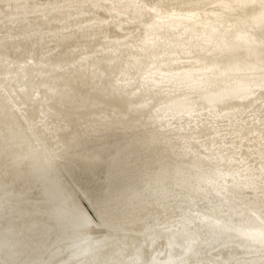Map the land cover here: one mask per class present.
<instances>
[{"label":"rangeland","instance_id":"374dc122","mask_svg":"<svg viewBox=\"0 0 264 264\" xmlns=\"http://www.w3.org/2000/svg\"><path fill=\"white\" fill-rule=\"evenodd\" d=\"M82 7L76 10L85 13L80 21L70 23L56 17L50 20L48 29L36 24L39 21L37 16L28 18L27 22H31V38L35 39L36 30L52 32L93 27L99 35L94 38L97 42L94 40L95 44L89 46L94 47L76 51L66 47L41 50L43 59L40 57L31 61L33 66L51 61L53 67L60 65L73 82L78 78L82 82L95 83L99 80L96 72L102 66H112L122 59V56L106 54L101 47H108V44L131 45L139 37L150 40L160 34L176 32L191 19L188 15L164 16L149 23V17L145 18L143 13H139L132 0H93ZM15 12L12 7L6 12L0 11V21ZM47 19L40 18L42 22ZM19 21L14 20L16 24ZM192 28L175 34L174 41L163 43V48L152 56L137 55L127 64L126 70L128 68L131 72L138 68L146 69L144 83L151 84L152 89L165 87L201 92L203 98L175 95L166 106L164 115L169 118L168 123L159 126L134 127L126 125L120 118L108 128L99 126L94 129L88 126L90 132L76 125L69 128L71 137L54 144L46 139V134L52 129L45 131L43 126L53 121L56 123L57 117L66 120L62 108L74 103L59 102L55 105L56 97L53 95L34 99L28 86L26 96H17L9 81L0 75V108L11 109V117L18 118L24 124V134L29 140V149L20 153L14 145L18 138L16 132L5 129L9 123L0 117V161L3 162H0V189L4 191L3 200L28 209H31V205L44 206L50 215L56 216L67 214L65 203L68 207L69 202L73 203L80 208L82 215L96 225L108 224L111 234L106 237V242L117 233H125L120 232L119 227L129 228V225L122 222L120 214L130 212L139 203L142 208H146L153 200L158 208H171L173 194L168 185L172 175L166 170L148 169L129 176L121 175L122 160L135 142L167 131L195 136L224 132L238 137L240 134L263 131L264 107L252 109L242 106L243 100L251 93L239 96L243 88L233 87L236 72L230 67L227 54L215 41V32L208 31L206 27ZM107 32L111 39H106ZM2 45L4 42L0 41V48ZM35 45L37 47V44L31 43V49H35ZM45 52L50 53L45 55ZM144 57L146 61H142ZM21 61L27 62L25 59ZM80 68H83V73L78 71ZM94 76L95 79H92ZM27 97H31L28 102ZM50 106L55 111L48 114ZM215 113L225 119H214ZM47 126L51 128V125ZM72 158L75 164H86L89 169L95 167L99 170L93 182L97 187L96 192L86 187L70 166ZM254 162L259 164L258 159H254ZM244 180L248 186L240 193L242 195L232 194L236 192L232 188L224 189L222 184L213 186L200 193L194 202L196 210L178 212L179 217L175 220L160 217L156 221L146 220L145 225L141 226V229H145L128 235L129 243L119 242L115 251L110 243L104 242L99 249L75 253L66 264H92L99 258H102L103 264H264V201L253 197L256 190L251 186L252 179L244 177ZM19 215L20 218L13 221L18 232L24 235L25 229L34 228L35 219ZM52 219L42 218L37 223L50 224L48 221ZM55 230V227H48L39 239L31 234L38 264H49L52 258L51 254L38 247L51 245ZM5 248V245L0 244V264H10L1 260ZM114 253L123 258L116 259Z\"/></svg>","mask_w":264,"mask_h":264},{"label":"bare ground","instance_id":"6f19581e","mask_svg":"<svg viewBox=\"0 0 264 264\" xmlns=\"http://www.w3.org/2000/svg\"><path fill=\"white\" fill-rule=\"evenodd\" d=\"M90 1L93 0H3L0 3V11L6 12L10 7L16 11L0 21V41L4 42L0 48L3 49L0 52V75L9 81L17 96L25 95L28 86L34 99L53 95L56 97V101L53 99L55 105L59 102L74 103L62 108L66 120H59L57 117L56 123L53 121L44 124L45 131L52 129V132L46 134L48 141L54 144L64 142L63 140L71 137L69 128L76 125L90 132L88 126L94 129L99 126L108 128L119 118L126 125L134 127L159 126L168 123L169 118L164 114L166 106L175 95L187 94V97L203 98L201 92L190 89H152L151 84L144 83L146 69L138 68L134 72L128 68L126 70L128 62L134 56H152L163 48V43L174 41L175 34L193 30L194 26L206 27L208 31L215 32V41L224 50V54H227L230 67L236 72L233 87L243 88L239 96L251 93L243 100L242 106L252 109L264 107V0H132L139 13H143L145 18L149 17V23L164 16L188 15L191 19L176 32H168L162 36L160 34L150 40L139 37L131 45L108 44V47H101L106 54L122 56V59L112 66H102L96 72L99 80L95 83L82 82L78 78L73 82L60 65L53 67L51 61L45 65L33 66L31 61L40 57L43 59L41 50L65 47L70 51L89 50L94 47L89 46L99 35L93 27H77L74 30L60 29L52 32L36 30L34 33L37 35L32 39L31 22H27V19L37 16L39 21L36 24L45 27L44 29H48V23L56 17L71 23L84 17L85 13H78L76 10L86 7ZM32 8L38 10L32 11ZM47 17L45 22L40 20ZM15 19H20L19 23L16 24ZM105 34H108L106 39H111L109 32ZM31 43L37 44V47L35 45L36 48L31 49ZM5 48L15 52L5 51ZM22 59L27 62L23 63ZM146 60V57L142 59ZM78 71L83 73V68ZM28 98L31 97L26 98L27 102ZM10 110L7 107L0 108V117L9 123V126L5 125V129L16 132L18 138L14 143L15 149L22 153L29 149V140L24 134V124L18 118L11 117ZM50 111L54 112L55 108L50 106L48 114ZM214 119L225 118H220L215 113ZM95 133L98 131L95 130ZM103 134L105 133H100ZM185 134L175 131L152 134L131 147L122 160L121 175L129 176L148 169L166 170L172 175L168 185L173 194L171 208H158L153 200L146 208H142L139 203L130 212L120 214L122 222L129 225V228L119 227V231L125 233H117L106 242V237L111 234L108 224L96 225L82 215L80 208L73 203L69 202L70 207L65 203L67 214L50 215L44 206L31 205V209H28L26 206L14 205L7 199L3 200L4 191L0 189V244L6 247L2 251L1 260L10 264H38L34 257L35 247L31 244V234L39 239L48 227L56 228L54 242L38 248L52 255L49 264H66L75 253L99 249L104 242L110 243L115 251L119 242L129 243L128 235L145 229H141V226L145 225L146 220L156 221L159 217L175 220L179 217L178 212L196 210L194 202L200 193L213 186L222 184L224 189L232 188L236 192L232 194L242 193L248 186L244 177L252 179L251 186L256 190L253 197L264 201V130L240 134L239 137L224 132L218 135L204 133L203 136ZM254 159H258L259 164H255ZM74 162L72 158L70 166L86 187L96 192L97 187L93 182L99 170ZM19 214L35 219L34 228L25 229L24 235L18 232L13 221ZM50 217H53L48 221L50 224L37 223L42 218ZM113 255L116 259L123 258L117 253ZM101 259H96L92 264H103Z\"/></svg>","mask_w":264,"mask_h":264}]
</instances>
